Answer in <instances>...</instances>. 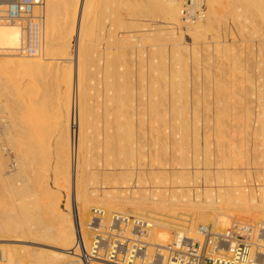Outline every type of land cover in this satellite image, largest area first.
I'll return each instance as SVG.
<instances>
[{
	"label": "rangeland",
	"instance_id": "1",
	"mask_svg": "<svg viewBox=\"0 0 264 264\" xmlns=\"http://www.w3.org/2000/svg\"><path fill=\"white\" fill-rule=\"evenodd\" d=\"M52 1L53 6L48 8L57 11L53 15L54 10H50L45 19L51 18L46 21L51 23L47 28L53 31L50 35L54 37V47L53 51L51 47L49 51L44 49L43 56L19 53L20 29L15 24H0L17 30V49H7L1 41L0 61L22 57L35 61V65L20 72L4 63L0 67V172L5 175L0 178V264H26L35 256L30 248L54 252L57 248L52 244L38 243L30 237L36 227L51 222L57 207L71 218L78 187L82 194L94 190L100 194L105 188L102 180L131 178L133 185L139 183L136 186H145L144 189L158 180L168 184L162 186L157 181L158 187L186 191L195 180L201 184L206 178L203 188L209 187L207 193L210 190L213 198L228 201L237 194L234 180L246 184L251 180L247 184L250 186L252 180L264 182V0H192V9L200 13L192 23L182 19L186 0H178V23L164 15L163 0H92L86 17L87 0H81L83 7L76 13L78 27L66 23V19L70 22L75 1ZM47 5L48 0L46 9ZM84 18L92 22L86 23L84 29L88 32L90 28L94 35L83 31L90 35L84 38L91 55L85 65L88 79L80 81ZM138 37L142 38L141 44ZM57 40L62 48L56 46ZM173 72L179 73L178 80ZM173 77L175 83L170 87ZM180 82L188 86L187 94ZM172 87L178 91L171 92ZM79 98H83L80 103ZM183 122L190 133L183 129ZM191 138L196 142L192 143ZM178 139L183 141L182 148ZM188 148L187 156H191L186 160L182 157H186ZM205 162L209 164L205 166ZM145 176H149L151 185ZM143 182L147 185H140ZM131 207L126 205V211L136 213ZM179 207L175 208L178 214L158 209L147 215L157 221L178 220L195 229L191 221L200 216H194L191 207ZM200 209L195 211L208 210ZM230 217L241 219L237 215ZM182 218H188L187 223ZM83 221L86 220L81 224ZM198 224H209L217 231L212 220ZM7 225L14 231L19 227L16 232L22 229L24 240L10 232ZM168 231L169 240L173 231Z\"/></svg>",
	"mask_w": 264,
	"mask_h": 264
},
{
	"label": "bare ground",
	"instance_id": "2",
	"mask_svg": "<svg viewBox=\"0 0 264 264\" xmlns=\"http://www.w3.org/2000/svg\"><path fill=\"white\" fill-rule=\"evenodd\" d=\"M9 1L10 0H2L0 3H9ZM60 1V0H59ZM72 1V0H71ZM70 1V2H71ZM75 1V4H74V10H73V8H72V10H73V12H72V15H71V18H70V22H69V20H67L66 19V23H67V21H68V23L67 24H69L70 25V27H74V26H77V25H79V23H78V21H79V19H78V17L76 16V13L78 12V10H80L81 9V6L83 5L82 4V2H81V0H74ZM102 1V0H101ZM159 1H162V0H159ZM165 1V2H164ZM45 2H47V0H44V5H43V13L44 14H46L47 15V13L51 10V11H53L54 10V13H53V15L55 14V12L57 11H55V9H49L48 8V6H51L52 4H53V1L52 0H48V5H47V9L45 8ZM69 2V1H68ZM67 2V3H68ZM69 2V3H70ZM91 2H92V0H87V3H86V6H85V9H86V11H85V13L87 12V15L85 14V17L86 16H88V9H89V7L90 6H92V5H90L91 4ZM97 2V1H96ZM95 2V3H96ZM158 2V1H157ZM66 3V2H65ZM73 3V2H72ZM56 4V3H55ZM125 4V3H124ZM58 5V4H57ZM163 5H164V15L166 16V17H169L170 19H172V21H173V23H178V19H179V12H180V2L178 1V0H163ZM53 6V5H52ZM54 6H56V5H54ZM94 6V5H93ZM62 7H63V5H62ZM62 7H61V9H62ZM83 7V6H82ZM51 8V7H50ZM90 8H92V7H90ZM100 8V7H99ZM98 8V9H99ZM46 9V10H45ZM57 9V8H56ZM130 9V8H129ZM128 9V10H129ZM46 11V12H45ZM50 11V12H51ZM59 11H61V10H59ZM90 11H91V9H90ZM132 11V10H131ZM95 13V12H94ZM49 14V13H48ZM58 14H59V12H58ZM57 14V15H58ZM62 14V13H61ZM79 14V13H78ZM90 14V13H89ZM99 14V13H98ZM102 14V13H101ZM51 15H52V13H51ZM94 15V14H93ZM92 15V16H93ZM127 15V14H126ZM48 16V15H47ZM46 16V17H47ZM60 16V15H59ZM91 16V17H92ZM121 16V15H120ZM141 16V15H140ZM50 17V16H49ZM48 17V19H51V18H49ZM58 17V16H57ZM90 17V16H89ZM88 17V18H89ZM123 17V16H122ZM165 17V18H166ZM54 18V17H53ZM77 18V19H76ZM87 18V19H88ZM93 18V17H92ZM145 18H147V17H145ZM48 19H44V26H45V30L43 31V53H42V55L39 53V56H43V54H44V49L46 50V51H49L50 49H49V47H51V50H52V47H54L53 45H54V42H53V40H52V38H54V37H52V35H50V31L52 30V29H50L49 30V28H47V26H49L51 23H49V22H47L48 21ZM60 19V18H59ZM91 19V18H90ZM94 19V18H93ZM142 19V18H141ZM167 19V18H166ZM47 20V21H46ZM55 20V19H54ZM92 20V19H91ZM95 20V19H94ZM121 20V19H120ZM134 19H132V21H133ZM145 20V19H144ZM169 20V19H168ZM46 21V22H45ZM93 21V20H92ZM97 21V20H96ZM96 21H94V22H96ZM126 21V20H125ZM131 21V22H132ZM167 21V20H166ZM171 21V20H170ZM169 21V22H170ZM52 22V21H51ZM93 22V23H94ZM138 22V21H137ZM53 23V22H52ZM86 23H90V20L89 21H86V18H84V21H83V25H82V31H81V33L84 31L85 33L87 32L84 28H86ZM141 23V22H140ZM4 24V23H3ZM12 24V23H11ZM57 24V23H56ZM90 24H92V22L90 23ZM95 24V23H94ZM93 24V25H94ZM122 24H124L125 25V23H123V21H122ZM127 24V23H126ZM172 24V23H171ZM170 24V25H171ZM93 25H89V26H87V27H92ZM130 25V24H129ZM132 25V24H131ZM140 25V24H139ZM178 25V27H179V24H177ZM176 25V26H177ZM52 27H53V24L51 25ZM57 26V25H56ZM56 26H54V27H56ZM95 26V25H94ZM173 26H174V24H173ZM78 27V26H77ZM97 27V26H96ZM67 28H68V26H67ZM130 28V27H129ZM71 30L72 29H74V28H70ZM75 29H77V28H75ZM91 29H94V27H92ZM96 29V28H95ZM47 30V31H46ZM55 30V29H54ZM70 30V31H71ZM88 30L90 31V28H88ZM132 30V29H131ZM76 31V30H75ZM87 32L86 34H89L90 32ZM51 32H53V31H51ZM66 32V31H65ZM83 32V34H82V36H83V38L80 40V51H81V60H80V63H79V79H80V81L85 77V75H88V74H86V67H85V65L88 63V61L90 60L89 59V56L91 55V54H89V50L91 49H89V46H88V40L86 41V39L87 38H89L88 36H90V35H86L85 33ZM131 32V31H130ZM17 33V30L16 29H14L13 27H11V26H6V27H0V42L2 41V43H3V45H5L4 47H7V49H17L16 48V44H17V42H16V34ZM47 33V34H46ZM92 33H93V31H92ZM92 33H90V34H92ZM20 34H21V31H20ZM70 34H71V32H70ZM97 34V33H96ZM92 35H94V34H92ZM131 35V34H130ZM55 36V35H54ZM85 36H87V38L85 39L84 37ZM97 36V35H96ZM127 36V35H126ZM62 37V36H61ZM92 37V36H91ZM98 37V36H97ZM97 37H96V39H97ZM133 37V36H132ZM58 38V37H57ZM91 39V38H90ZM58 41V40H57ZM97 41V40H96ZM95 40H94V42H96ZM137 41V40H136ZM141 41H142V38L141 37H138V43L140 42V44H141ZM59 43H57L56 44V46L58 45V47L59 46H61V48H62V45H60V41H58ZM264 42V41H263ZM63 43V42H62ZM134 43V42H133ZM139 45V44H138ZM55 46V47H56ZM54 49H56V48H54ZM58 49H60V48H58ZM18 51V50H17ZM53 51V50H52ZM20 53V52H19ZM14 56V55H13ZM109 57V56H108ZM107 57V58H108ZM50 59V58H49ZM50 61V60H49ZM48 61V62H49ZM52 61V60H51ZM53 62V61H52ZM111 62L114 64V62L111 60ZM4 63V66H7V67H11V68H13V69H16L15 71H24V69L27 67V68H29L30 66H33V65H35V61H32V59H30V58H26V57H22V58H11V59H7V60H2V61H0V67H1V65ZM38 63V62H37ZM46 63V62H45ZM50 63V62H49ZM106 64H108V63H106ZM112 64V65H113ZM49 65V64H48ZM86 66H88V65H86ZM106 67H108V66H106ZM108 68H110V67H108ZM111 69V68H110ZM175 70V69H174ZM179 71H180V69H178ZM182 71V70H181ZM107 72H110V71H107ZM117 72V71H116ZM115 72V73H116ZM133 72V71H132ZM170 74L172 73V71L171 72H169ZM183 73V72H182ZM111 74V73H110ZM173 74H174V72H173ZM176 74H179L178 72L176 73L175 72V74H174V76H176ZM106 75V74H105ZM108 75V74H107ZM116 75H117V73H116ZM127 75V74H126ZM125 75V76H126ZM183 75V74H182ZM179 75H177L176 76V78L178 77ZM185 76H187V74L185 75ZM88 77V76H87ZM87 77H85V78H87ZM133 77V76H132ZM104 78H106L105 76H104ZM125 78V77H124ZM170 78H171V75H170ZM180 78H181V76H180ZM189 77L187 76V79H188ZM88 79V78H87ZM86 79V80H87ZM109 79V78H108ZM185 80H186V77L184 78ZM174 77H173V82L172 83H170L169 84V86L171 87V84L173 85L175 82H174ZM176 80H178V78L176 79ZM180 81L181 80H183V79H179ZM171 81H172V79H171ZM188 81H189V79H188ZM83 82V81H82ZM85 82V81H84ZM89 82V81H88ZM124 82H126V81H124ZM178 82V81H177ZM183 82H184V80H183ZM187 82V80L185 81V84H187L186 83ZM105 83H107V82H105ZM169 83V82H168ZM181 83V86L183 85V87L184 88H182V89H186L185 90V92L184 93H188V86L186 87V85L184 84V83H182V82H180ZM110 84V83H109ZM120 84V83H119ZM80 85V84H79ZM87 85V84H86ZM85 85V86H86ZM126 85V84H125ZM129 85H130V83H129ZM176 85V84H175ZM177 85H178V83H177ZM110 87H111V85H109ZM167 86V85H166ZM168 86V87H169ZM179 87H180V85H178ZM177 86V87H178ZM87 87L89 88V85H87ZM86 87V88H87ZM120 87V86H119ZM174 88H175V86H173ZM173 87H172V89H173ZM186 87V88H185ZM83 88H85L84 86H83ZM85 88V89H86ZM136 88V87H135ZM80 89V88H79ZM123 89V88H122ZM171 88H170V91L172 92H174V90L175 89H173L172 90ZM84 90V89H83ZM124 90V89H123ZM179 90H180V88H179ZM79 91V90H78ZM87 91V90H86ZM85 91V92H86ZM103 91H104V89H103ZM126 91V90H125ZM169 91V92H170ZM176 91V90H175ZM177 91H178V88H177ZM176 91V92H177ZM187 91V92H186ZM82 92V91H81ZM84 92V91H83ZM107 92V91H106ZM133 92V91H132ZM180 92V91H179ZM182 93H183V91H181ZM227 93V92H226ZM229 93V92H228ZM87 94V93H86ZM104 94H105V91H104ZM125 94V93H124ZM123 94V95H124ZM176 93H174V95H175ZM178 94V93H177ZM180 94V93H179ZM234 94V93H233ZM85 95V94H84ZM83 94H81V96H84ZM103 95V94H102ZM171 95V94H170ZM173 95V94H172ZM171 95V96H172ZM172 96V97H175V96ZM184 95V94H183ZM228 95V94H227ZM125 96V95H124ZM130 96H132L131 94H130ZM165 97H166V95H164ZM187 96H189V94L187 95ZM225 96H226V94H225ZM177 97V96H176ZM188 98V97H187ZM222 98H224V97H222ZM228 98V97H227ZM230 98V97H229ZM170 99V98H169ZM175 99V98H174ZM80 100H83V98L82 99H78V101H79V103H80ZM223 101H225V100H223ZM109 102H110V100H109ZM119 102V101H118ZM82 103H84V102H81V104ZM106 103H108L107 101H106ZM120 103V102H119ZM98 104V103H97ZM187 104H188V100H187ZM190 104L192 105V103L190 102ZM186 106H188V105H186ZM191 107V106H190ZM80 108H81V105H80ZM186 108V107H185ZM184 108V110L186 111V112H188L187 111V109H185ZM99 109V108H98ZM189 109H191V108H189ZM107 110V109H106ZM193 110V109H192ZM223 110V109H222ZM228 110V109H227ZM132 111V110H131ZM174 111L175 112H178L179 113V111H177L176 109H174ZM173 111V112H174ZM194 111V110H193ZM223 111H226V109L224 108V110ZM108 112V111H107ZM244 112V111H243ZM129 113H131V112H129ZM239 113V112H238ZM248 113V112H247ZM186 114V113H185ZM191 115V114H190ZM259 115H260V113H259ZM264 115V114H263ZM263 115H262V117H263ZM132 116V115H131ZM179 117V116H178ZM237 117V116H236ZM128 118V117H127ZM127 118H126V120H127ZM180 118V117H179ZM181 118H182V116H181ZM185 118V117H184ZM245 118V117H244ZM257 118V117H256ZM264 118V117H263ZM125 119V118H124ZM183 119V118H182ZM181 119V120H182ZM218 119V118H217ZM225 119V118H224ZM227 119V118H226ZM232 119V118H231ZM258 119V118H257ZM177 120H179V119H177ZM194 120V119H193ZM219 120V119H218ZM217 120V121H218ZM221 121H222V119H220ZM264 120V119H263ZM130 121V120H129ZM182 121H184V120H182ZM181 121V122H182ZM238 121H240V120H238ZM243 121V120H242ZM180 122V121H179ZM188 122H189V120H188ZM216 122V121H215ZM229 122V121H228ZM177 123V122H176ZM186 123V122H185ZM184 122L182 123V125L183 126H185L184 124H185ZM192 123H194L193 121H192ZM191 123V126L193 125V129H194V125L195 124H192ZM219 123V122H218ZM179 124V123H178ZM223 124V123H222ZM228 124V123H227ZM226 124V125H227ZM238 124V123H237ZM250 124V123H249ZM180 125V124H179ZM182 125H181V127H182ZM244 125V124H243ZM174 126V125H173ZM178 126V125H177ZM190 126V127H191ZM223 126H225V125H223ZM222 126V127H223ZM188 126H185V128H183V129H185V131H187V132H189L188 130L189 129H186ZM227 127V126H226ZM247 127V126H246ZM174 128H176V127H174ZM189 128V127H188ZM228 128V127H227ZM179 129L181 130V128H180V126H179ZM191 129H192V127H191ZM258 129V128H257ZM177 130H178V127H177ZM180 130H179V132H180ZM225 130H227V129H225ZM259 130V129H258ZM257 130V131H258ZM262 130V129H261ZM184 131V130H183ZM228 131V130H227ZM255 131H256V129H255ZM263 131V130H262ZM193 132V131H192ZM190 133V132H189ZM176 134H178V133H176ZM187 134V133H186ZM192 134V133H191ZM181 135V134H180ZM184 135V134H183ZM194 136H195V134H193ZM226 135V134H225ZM176 136V135H175ZM188 136H189V134H188ZM194 136H193V138H194ZM196 136H197V134H196ZM179 137H181V136H179ZM185 137V136H184ZM188 138V137H187ZM193 138H191V139H193ZM227 138V137H226ZM177 139V138H176ZM190 139V138H189ZM188 139V140H189ZM197 139V138H196ZM199 139V138H198ZM230 139V138H229ZM178 143H181V148H182V144H183V141H181L180 142V140L178 139ZM192 141V140H191ZM79 144H80V142H79V139H78V141H77ZM175 142H176V140H175ZM193 142H196L195 141V139H193V141H192V143ZM226 142V141H225ZM185 143V142H184ZM191 143V144H192ZM186 144L187 143H185V146H186ZM127 146V145H126ZM190 146V145H189ZM188 146V147H189ZM192 146V145H191ZM113 147L114 148H116L115 147V145H113ZM121 147V146H120ZM144 147V146H143ZM184 147V146H183ZM78 148H80V146H78ZM99 148V147H98ZM111 148V147H110ZM191 148V150L193 151V154H194V156L196 155L195 153L196 152H194V150L192 149V147H190ZM194 149H195V147H193ZM198 148V147H197ZM203 148V147H202ZM123 149H124V147H123ZM126 149H127V147H126ZM129 149V148H128ZM77 150H79V149H77ZM99 150V149H98ZM118 150V149H117ZM184 150H186L185 148L184 149H182V151H184ZM188 150H189V152H188ZM188 150L185 152L186 153V157H182V158H185L186 160L188 159H190L188 156L190 155H188L187 156V154L188 153H190V149L188 148ZM198 150V149H197ZM114 151V150H113ZM115 151H116V149H115ZM124 151H125V149H124ZM181 151V153H183ZM78 152V151H77ZM94 152V151H93ZM103 152V151H102ZM202 152H203V150H202ZM205 152V151H204ZM100 153V152H99ZM109 153V152H108ZM184 153V154H185ZM192 153V152H191ZM183 154V155H184ZM80 155H81V153H80ZM96 155V154H95ZM104 155H105V153H104ZM132 155V154H131ZM98 156V155H97ZM96 156V157H97ZM99 156H100V154H99ZM98 156V157H99ZM185 156V155H184ZM191 156V155H190ZM199 155H197V157H198ZM205 156V155H204ZM203 156V157H204ZM78 157H79V155H78V153H76V158L78 159ZM94 158V157H93ZM97 159V158H96ZM192 160H193V158H191ZM195 159H196V157H195ZM205 159V158H204ZM207 159V158H206ZM186 160H185V162H186ZM194 161V160H193ZM206 161V160H205ZM184 162V161H183ZM192 162V161H191ZM195 163H197V161L195 162ZM194 163V164H195ZM209 164V162H205V166H206V164ZM187 164H189V166H190V164H192V163H188L187 162ZM198 164H199V162H198ZM109 165V164H108ZM139 165V164H138ZM186 165V164H185ZM197 165V164H196ZM196 165H194L195 167H196ZM121 167L123 166V165H120ZM139 166H141V165H139ZM188 166V165H187ZM188 166V167H189ZM198 167H199V165H197ZM162 167H163V165H162ZM186 167V166H185ZM192 167H193V164H192ZM137 168V167H136ZM193 169V168H192ZM1 170V169H0ZM139 170V169H138ZM190 170V169H189ZM194 170V169H193ZM196 171V170H195ZM109 172V171H108ZM147 173H149L148 171H146ZM190 172V171H189ZM198 172V171H197ZM196 172V173H197ZM35 173V172H34ZM132 173H134V171L133 172H131V173H127V174H131L132 175ZM138 173V172H137ZM136 173V174H137ZM143 175H145L144 173L145 172H141ZM146 173V174H147ZM193 173V172H192ZM196 173H193V174H195L196 175ZM199 173V172H198ZM197 173V174H198ZM109 174V173H108ZM113 174V173H112ZM119 174V173H118ZM141 174V175H142ZM188 174V173H187ZM192 174V175H193ZM4 175V173L2 174V172H0V178H2V176ZM130 175V176H131ZM138 175V174H137ZM147 175H149V174H147ZM5 176V175H4ZM38 176V175H37ZM121 176V175H120ZM134 176V175H133ZM133 176H131L132 178H133ZM216 176V175H215ZM41 176H39V178H40ZM138 177V176H137ZM145 177H147L146 178V180H148L147 182H149V179H148V177L149 176H145ZM189 177H190V175H189ZM188 177V178H189ZM196 177V176H195ZM195 177H193L192 176V178H195ZM206 177V176H205ZM263 177V176H262ZM38 178V179H39ZM114 178V177H113ZM136 178V177H135ZM150 178H152L151 176H150ZM259 178H261V176H259ZM35 179H37L36 177H35ZM190 179V178H189ZM255 179V178H254ZM135 181L137 180V179H134ZM145 180V179H144ZM152 180V179H151ZM203 180V179H202ZM106 181V182H105ZM158 180H156L155 182L156 183H158L159 182V185H162L161 184V182L160 181H158ZM199 181L200 180H195V184H194V186L193 187H191V188H189V189H186V191H183L181 188H178L177 187V189H172V188H170V187H158L157 185H156V183H155V185L154 186H150V187H148V188H143V187H145V186H143L142 188H140V187H137L136 185L138 184L139 185V183H137V182H135V183H137L136 185L134 184L133 185V180L130 178V179H126V178H124V179H106V180H102V183L101 184H103V187H105L104 189H103V191L99 194V193H97L98 191H96L95 192V190H94V192H87L86 194H82L81 193V189L78 187V191H77V197H76V202L77 203H75L76 205V210H77V215H78V219H79V222H80V224H81V221L84 219V220H87V218H88V212H89V209H90V207L92 206V205H97V206H102L103 208H109V209H112V210H114V211H126L127 209H125V207H126V205H130V206H132L131 208L133 209V212H136V213H138V214H141V215H145V216H149L150 214H153L154 212H156V210H170L171 212H172V214H178V213H176V211H175V208H178V206H180L181 208L182 207H191L192 209H194V216L195 215H199L200 217H194V221H191L192 222V224H194V226H196L195 224L197 223L198 224V222H201V220H212V224H213V226L215 227V228H217V231H218V229H224V227L225 226H228L229 224L228 223H230L232 220H241L242 218L244 219H247V220H241V221H245V222H250V223H259V222H262V223H264V182H261V180H260V182L258 181V179L257 180H252V181H254L253 183H252V185L253 186H250V185H247L248 183H250L251 182V180H250V182H247V184L246 183H244L243 181H239V180H234V183L236 184V192H237V194H236V196H235V198L232 200H224V199H222V198H213L212 196H211V191L209 190V193H207V189L209 188H207V189H205V188H203L204 186H206L205 185V182H203V181H207V179L205 178L203 181H202V183L200 184L199 183ZM146 182V181H145ZM145 182H143V183H140V185L142 184H146ZM150 182H152V181H150ZM149 182V183H150ZM154 182V181H153ZM152 183H150V185H151ZM147 185V184H146ZM149 185V184H148ZM163 185H168V184H163ZM162 185V186H163ZM108 188V189H107ZM24 190V189H23ZM28 190V189H27ZM207 190V191H206ZM177 194V195H176ZM78 201L80 202L79 204H78ZM127 207H129V206H127ZM179 207V208H180ZM204 207V209H208V210H202V208ZM209 207V208H208ZM211 207V208H210ZM130 208V209H131ZM148 208V209H147ZM180 208V209H181ZM199 208H201L200 210H202V211H199L200 213H198V211L196 210L195 211V209H199ZM142 209V210H141ZM184 209V208H183ZM186 209V208H185ZM106 210H108V209H106ZM143 210H145V211H143ZM187 210V209H186ZM38 211H40V210H38ZM37 211V212H38ZM132 211V210H131ZM35 212V211H34ZM149 212V213H148ZM160 212H162V211H160ZM170 212V213H171ZM174 212V213H173ZM147 213L149 214V215H147ZM68 214V213H67ZM67 214L65 215V214H63V212H62V210H60V208H56L55 210H54V212H53V219L51 220V222L50 223H48L47 225H43V226H39V227H36L35 228V230H36V232H35V234L34 235H32L31 237H30V239H35V241H38V243L39 242H45V243H43V244H47V243H50V244H52V246L53 247H55V248H57L56 250H54V252H47L48 250H46L45 251V249L44 250H41L40 248H30V250H32V251H34L35 252V256L32 258V259H30L29 261H27V263L26 264H75L73 261V259H70L69 257H71L72 258V256H70L69 254H68V251H67V249H69L71 246H72V244H73V242H74V237H75V229H74V221L72 220V217L70 218L69 216H67ZM71 214V213H70ZM35 215V214H34ZM38 215V214H37ZM37 215H35V216H37ZM157 215V214H156ZM190 215V214H189ZM235 215H237V216H240L241 217V219H231V217L230 216H235ZM31 217V216H30ZM151 217H153V216H151ZM172 217V216H171ZM178 217V216H177ZM229 217H230V219H229ZM155 218V217H154ZM173 218H175V217H173ZM233 218V217H232ZM235 218V217H234ZM158 219V221H156V224H157V226L159 227V228H161V229H157V228H155L154 230H153V232H152V240H154V241H158V242H160V243H165V242H167V240H168V237H169V235H168V230H170V231H174V232H177V231H181V230H188V231H191V232H194L195 231V229H193V227H191V228H189L188 226H186V225H184V224H182V223H180V221H176L177 223H175V222H173V221H169L168 219L166 220H164V219H160V218H157ZM230 220V222H228L229 220ZM8 220V219H7ZM181 220V219H180ZM184 220V222H186L187 223V221H188V218L187 219H184V218H182V221ZM190 220H192V218H190ZM249 220H252V221H249ZM255 220V221H254ZM10 221V220H9ZM85 222L86 221H83L82 222V224L81 225H84L85 224ZM191 222H189V223H191ZM6 224V223H5ZM192 224H190V226H193ZM8 226V225H7ZM7 226H5L4 228H6ZM31 226V225H30ZM29 226V227H30ZM1 227H3V226H1ZM9 227V226H8ZM15 227V226H14ZM83 227V226H82ZM15 228H17V227H15ZM19 228V227H18ZM17 228V229H18ZM188 228V229H187ZM1 229V228H0ZM13 229V230H12ZM17 229H15L16 231H17ZM28 229V228H27ZM167 229V230H166ZM7 230V229H6ZM8 230H10V227H9V229ZM20 230V229H19ZM13 232V233H15L16 235H17V237L18 238H21V239H23L24 240V238L22 237V236H25V235H23L22 233H23V231H22V229H21V232L19 233V232H16V231H14V228L13 227H11V230H10V232ZM13 241H20L19 239H16V238H14V240ZM153 241V242H154ZM47 242V243H46ZM158 242H155V243H158ZM50 244H48V245H50ZM47 245V246H48ZM52 247V248H53ZM29 249V248H28ZM48 249V248H47ZM49 251H52V250H49ZM66 262V263H63V262ZM77 264H80L79 262L77 263ZM92 264H99V263H92Z\"/></svg>",
	"mask_w": 264,
	"mask_h": 264
},
{
	"label": "built area",
	"instance_id": "3",
	"mask_svg": "<svg viewBox=\"0 0 264 264\" xmlns=\"http://www.w3.org/2000/svg\"><path fill=\"white\" fill-rule=\"evenodd\" d=\"M186 1L182 19L192 23L200 13L192 9V0ZM43 5L44 0L0 3V24L12 23L21 31L18 52L30 56L41 53ZM75 205L70 210L75 237L67 249L75 264H264L262 222L232 220L219 231L209 224H197L193 234L185 229L173 231L167 242L155 243L151 239L157 227L154 217L129 211L108 212L93 205L81 225Z\"/></svg>",
	"mask_w": 264,
	"mask_h": 264
}]
</instances>
